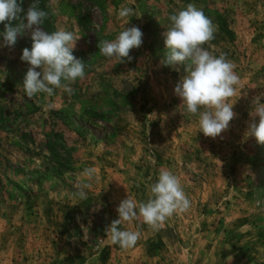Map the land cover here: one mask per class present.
Instances as JSON below:
<instances>
[{
    "label": "rangeland",
    "instance_id": "rangeland-1",
    "mask_svg": "<svg viewBox=\"0 0 264 264\" xmlns=\"http://www.w3.org/2000/svg\"><path fill=\"white\" fill-rule=\"evenodd\" d=\"M34 0H23L27 8ZM196 5L216 26L204 45L224 54L240 77L236 118L215 139L199 132L174 87L187 64H163L169 15ZM43 5V3H42ZM50 32L79 38L73 55L85 78L69 96L55 89L28 99L22 89L31 30L14 46L0 23V264H264V144L246 136L252 101L264 103V0H44ZM122 7L134 14L118 17ZM18 21H12L15 27ZM137 26L132 60L100 54ZM39 71V69H37ZM51 104L48 108L46 105ZM85 167L96 169L87 199L73 196ZM161 169L181 181L191 202L152 230L136 219L137 244H112L107 226L120 201L146 202Z\"/></svg>",
    "mask_w": 264,
    "mask_h": 264
},
{
    "label": "clouds",
    "instance_id": "clouds-1",
    "mask_svg": "<svg viewBox=\"0 0 264 264\" xmlns=\"http://www.w3.org/2000/svg\"><path fill=\"white\" fill-rule=\"evenodd\" d=\"M23 0H0V23H5L3 39L6 46L16 44L24 29L31 30V49H22L20 59L29 65L23 91L28 99L38 93L52 97L55 89H62L69 96L75 89L71 87L77 80L85 78V64L73 55L76 41L79 39L73 31L59 28L48 32L41 27L48 13L41 10L38 0H34L26 9L21 7ZM134 14L130 7H122L118 12L120 19L126 20ZM18 21L15 27L12 21ZM169 26L164 33V45L167 49L163 64L167 66L187 64L186 74L174 87V94L181 100L187 113L198 115V127L205 137L220 136L236 118L233 111L240 77L235 72L234 63L222 53L218 57L204 45L214 39L216 26L196 5L189 3L168 17ZM143 32L137 26L123 28L114 39L101 40L97 47L101 55L114 58L117 63L130 62L132 49L139 48ZM39 69V71L37 70ZM261 96L252 101V115L258 117V123H249L245 135L253 137L258 144H264V103ZM46 107L51 108L49 103ZM95 168L85 167L80 173L83 178L77 183L73 196L87 199V189L91 188V179ZM150 196L146 202H138L131 196L121 200L115 211L118 219L106 228V234L112 244L122 249L134 247L141 233L136 230H121L123 222L142 219L152 230L159 227L167 218L176 213H184L191 202L184 192L180 179L170 170L161 169L156 182L149 186Z\"/></svg>",
    "mask_w": 264,
    "mask_h": 264
},
{
    "label": "trees",
    "instance_id": "trees-1",
    "mask_svg": "<svg viewBox=\"0 0 264 264\" xmlns=\"http://www.w3.org/2000/svg\"><path fill=\"white\" fill-rule=\"evenodd\" d=\"M42 3H43V5H44V0H38V4H39V7H40V9L41 10H44V11H46L47 12V9H46V7H44L43 5H42ZM48 13V12H47ZM50 17H49V15H47V17H46V19L43 21V23L41 24V27L44 29V30H46V31H48V32H50Z\"/></svg>",
    "mask_w": 264,
    "mask_h": 264
}]
</instances>
